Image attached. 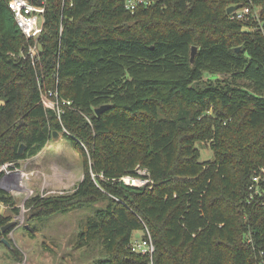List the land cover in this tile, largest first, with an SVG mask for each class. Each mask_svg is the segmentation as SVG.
<instances>
[{
	"label": "trees",
	"instance_id": "obj_1",
	"mask_svg": "<svg viewBox=\"0 0 264 264\" xmlns=\"http://www.w3.org/2000/svg\"><path fill=\"white\" fill-rule=\"evenodd\" d=\"M126 2L47 0L33 60V41L0 0V201L14 203L2 165L63 132L85 158L84 177L26 207L42 220L106 200L78 241L105 250L93 264H146L129 248L145 224L155 264H256L264 198L249 202L248 186L264 166V0H152L134 11ZM233 4L260 7L259 23L243 30L257 18L232 19ZM43 95L58 105L45 106ZM205 141L214 156L201 160ZM137 165L152 187L117 181ZM8 222L0 213V242Z\"/></svg>",
	"mask_w": 264,
	"mask_h": 264
},
{
	"label": "rangeland",
	"instance_id": "obj_2",
	"mask_svg": "<svg viewBox=\"0 0 264 264\" xmlns=\"http://www.w3.org/2000/svg\"><path fill=\"white\" fill-rule=\"evenodd\" d=\"M254 11L258 14L257 20L243 30H251L259 23L260 7L256 6ZM205 77L208 78V74ZM218 77L223 79L226 75ZM211 143L198 142L201 160L213 158ZM84 162L81 151L65 138L63 132H59L37 154L20 160L19 164L2 165L1 184L13 196L14 203L0 201V213L7 215L10 221L15 220L16 224L9 233L1 235V239L5 237L10 241L11 247L0 242V264H93L105 255L96 240L83 245L78 241L81 232L87 228L89 217L105 207L106 200L88 202L70 212L57 213L42 220L30 218L26 207V201L34 195L73 190L84 177ZM14 186L17 188L13 189ZM15 208L19 211L16 212ZM133 234L139 237L142 230H135Z\"/></svg>",
	"mask_w": 264,
	"mask_h": 264
},
{
	"label": "built area",
	"instance_id": "obj_3",
	"mask_svg": "<svg viewBox=\"0 0 264 264\" xmlns=\"http://www.w3.org/2000/svg\"><path fill=\"white\" fill-rule=\"evenodd\" d=\"M9 9L12 11L14 19L23 32V34L33 43L29 45V55L33 60L38 57V51L40 47V38L44 32V22L45 14L47 11V0H41L40 3H35L32 0H5ZM145 4L149 6L152 0H127L125 7L128 10L134 11L138 4ZM63 7L68 5H73V0H62ZM232 19H238L248 22L251 18H258V14L254 11L251 5L241 6L239 9L231 13ZM63 27L61 26V30ZM43 102L47 107H56L58 101L54 100L46 95H43ZM70 103L71 101H67ZM93 177L96 176L92 173ZM123 185L131 187H145L150 185L152 187L154 181L150 177L149 171L146 168L137 165L134 173H128L122 175L117 180ZM14 185H17L14 184ZM14 186L13 189H16ZM248 201H261L264 198V166L256 169L250 178V183L248 186ZM248 241L253 243L252 239L249 238ZM129 248L138 254L146 256L148 261L146 264H155V252L156 244L152 237V234L147 227L144 225L142 229V234L139 237L133 235ZM256 264H264V251H260L258 260Z\"/></svg>",
	"mask_w": 264,
	"mask_h": 264
},
{
	"label": "water",
	"instance_id": "obj_4",
	"mask_svg": "<svg viewBox=\"0 0 264 264\" xmlns=\"http://www.w3.org/2000/svg\"><path fill=\"white\" fill-rule=\"evenodd\" d=\"M241 6H242L241 4H233V5H230V6L228 7V9H227V13H228V14H231L233 11L239 9ZM239 49H240V47L237 48V50H239ZM196 52H197V46H196V45H193V46H192V51H191V63H193L194 60H195ZM105 107H106V106H101V107L97 108V109H96L97 114H100V113L104 110ZM58 134H59V132H57V131L54 132V136H58ZM22 151H23V145H21V147H20V152H22ZM1 183H2V182H1ZM1 187H2V184H1ZM2 188H3V187H2ZM15 224H16V221H15V220L10 221V222H8L6 225L3 226V229H2V230H3V231H6L7 229L11 228V227L14 226ZM2 241H3L6 245H8V247H11V243H10V241H9L8 239H6L5 237H3V238H2Z\"/></svg>",
	"mask_w": 264,
	"mask_h": 264
},
{
	"label": "bare ground",
	"instance_id": "obj_5",
	"mask_svg": "<svg viewBox=\"0 0 264 264\" xmlns=\"http://www.w3.org/2000/svg\"><path fill=\"white\" fill-rule=\"evenodd\" d=\"M2 169V168H1Z\"/></svg>",
	"mask_w": 264,
	"mask_h": 264
}]
</instances>
